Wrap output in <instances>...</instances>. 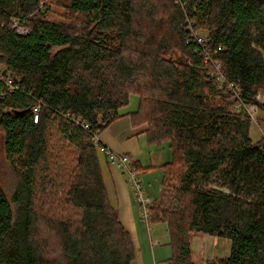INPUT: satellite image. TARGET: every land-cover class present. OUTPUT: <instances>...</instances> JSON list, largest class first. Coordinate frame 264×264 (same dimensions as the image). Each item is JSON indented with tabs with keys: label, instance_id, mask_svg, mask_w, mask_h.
<instances>
[{
	"label": "trees",
	"instance_id": "1",
	"mask_svg": "<svg viewBox=\"0 0 264 264\" xmlns=\"http://www.w3.org/2000/svg\"><path fill=\"white\" fill-rule=\"evenodd\" d=\"M52 3L82 24L47 19ZM263 54L264 0H0V71L18 87L0 80L16 177L11 193L0 184V264H134L92 141L124 116L170 151L147 221L167 226V264H193L198 232L231 242L206 264H264V132L251 138L215 72L264 109Z\"/></svg>",
	"mask_w": 264,
	"mask_h": 264
},
{
	"label": "crops",
	"instance_id": "2",
	"mask_svg": "<svg viewBox=\"0 0 264 264\" xmlns=\"http://www.w3.org/2000/svg\"><path fill=\"white\" fill-rule=\"evenodd\" d=\"M143 130V126L134 127L130 118L124 116L109 124L103 132L104 135H99V137L110 149L129 156L136 167L137 165L139 166L138 170L144 182L146 180L144 177H148L146 175L154 171V169H160L158 166L164 162L160 159L157 150L154 152L149 149L151 146L147 144L146 140L145 142L140 140L139 135L142 134L144 136ZM101 166L107 190L117 208L119 219L127 229L133 242L135 262L137 264H167L170 248L165 244L168 241L157 243V246L151 249V255H144L147 251L145 248L144 252L142 250L144 240L142 241L143 236L140 233L142 227L141 221L138 219L137 203L134 199L132 188L127 183L125 176L122 175L123 173L109 164L106 156L102 157ZM189 244L193 264H206L208 260L225 259L229 256L231 249L229 239L202 232L192 234Z\"/></svg>",
	"mask_w": 264,
	"mask_h": 264
},
{
	"label": "rangeland",
	"instance_id": "3",
	"mask_svg": "<svg viewBox=\"0 0 264 264\" xmlns=\"http://www.w3.org/2000/svg\"><path fill=\"white\" fill-rule=\"evenodd\" d=\"M45 17L52 21L63 22L66 24L70 23V24H74L75 26H80L83 22L82 21L83 18L81 15L79 14L69 15L68 13H66V9L64 7L60 5H56L54 3L50 5L48 11L45 14ZM263 57H264V54H263ZM256 99L261 104V106H264V91L263 90H260L257 92ZM228 100L231 102L229 106L230 111L239 112V111H235L234 109V105L237 104V101L232 96ZM136 105H137L136 95L130 94L128 104L122 107L121 111L126 112V111L135 110ZM240 112H244L250 115L253 122L250 126L249 133H250L251 138L255 141L256 139L259 138L261 133L264 132V109L258 106L250 105L246 107L243 106V110ZM143 127H145V125H143ZM104 131L105 129L100 132V135L103 136ZM139 136H140V140H142V142H145L144 136L142 134H140ZM3 144H4V132L2 128L0 127V184L4 187L7 193H11L16 184V177L14 176V173L10 167V164L5 157ZM149 149H152L154 152L155 150H157L159 153L160 159L164 163L169 161L170 151L167 147V144L164 143L159 148H157V146H151ZM99 155L102 160V157L104 156V154L99 152ZM122 175L124 176V174ZM146 176L148 177H144L146 178V180H144L143 182V189L145 190V193L153 201L158 200V198L160 197V181H161V176H162L161 170L156 168L154 169V171L148 173ZM212 176H213L212 178H216V176L218 175L214 174ZM207 187L214 188L215 185L209 184ZM136 208L138 210V219L141 221L142 229H140V233L143 236L142 241L144 240V244H142V250L144 252V248H145V250L147 251V253H144L145 256L148 254L151 255V249L154 246H157V243H164L169 240L167 226L163 222H156L152 220H150L149 223H147L145 219L142 218L141 216L138 204H136ZM133 262L134 264H137L135 260H133Z\"/></svg>",
	"mask_w": 264,
	"mask_h": 264
},
{
	"label": "built area",
	"instance_id": "4",
	"mask_svg": "<svg viewBox=\"0 0 264 264\" xmlns=\"http://www.w3.org/2000/svg\"><path fill=\"white\" fill-rule=\"evenodd\" d=\"M16 24L14 23L13 26ZM16 31L20 34H24L27 31L23 28L17 27ZM202 38L198 37V42H201ZM219 64L216 63V82L218 87H224L232 93V97L237 101V104L234 105L235 111H242L243 110V103L240 100V89L237 84L234 82H224L223 76L219 72ZM0 80H2L7 87L8 91H12L13 89H17L18 87L12 83V79L10 76H8L6 73L2 74L0 71ZM40 103H36L32 109H31V115L33 122L38 121V115L40 110ZM75 122L80 123V125L83 128L88 129V124L85 122H82L81 118H75ZM93 143L97 146L98 150L102 152L106 158L109 164L112 166L118 168L125 176L126 181L130 184L133 192V196L135 201L138 204V207L140 209V213L142 218L145 219V221H148L149 215H150V207L152 204V199L145 193V190L143 189V181L142 177L140 176V172L137 169L135 163L124 153H118L112 149H110L108 146H106L101 140L98 134L94 133L92 138Z\"/></svg>",
	"mask_w": 264,
	"mask_h": 264
},
{
	"label": "water",
	"instance_id": "5",
	"mask_svg": "<svg viewBox=\"0 0 264 264\" xmlns=\"http://www.w3.org/2000/svg\"><path fill=\"white\" fill-rule=\"evenodd\" d=\"M1 73H2V74H5V73H6V69L3 68V69L1 70Z\"/></svg>",
	"mask_w": 264,
	"mask_h": 264
}]
</instances>
